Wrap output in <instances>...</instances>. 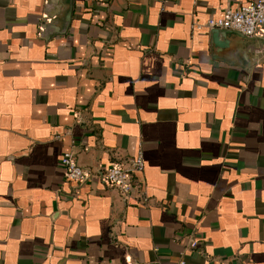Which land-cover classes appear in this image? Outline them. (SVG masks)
<instances>
[{
  "label": "crops",
  "instance_id": "1",
  "mask_svg": "<svg viewBox=\"0 0 264 264\" xmlns=\"http://www.w3.org/2000/svg\"><path fill=\"white\" fill-rule=\"evenodd\" d=\"M252 1L0 0V264H264V31L191 29Z\"/></svg>",
  "mask_w": 264,
  "mask_h": 264
},
{
  "label": "built area",
  "instance_id": "2",
  "mask_svg": "<svg viewBox=\"0 0 264 264\" xmlns=\"http://www.w3.org/2000/svg\"><path fill=\"white\" fill-rule=\"evenodd\" d=\"M214 28L234 30L248 37L255 36L257 31L264 29V0H254L235 8H225L219 15L195 22L191 27L192 31ZM60 165L64 179L70 183L79 184L87 176L70 151L61 154ZM143 169L144 160L139 152L125 162H111L102 170L100 177L107 186L117 190L123 198H127L135 186L134 183L137 186L141 183L139 175ZM183 239L185 249L198 247L193 229L186 231ZM179 264H184V261L181 259Z\"/></svg>",
  "mask_w": 264,
  "mask_h": 264
},
{
  "label": "water",
  "instance_id": "3",
  "mask_svg": "<svg viewBox=\"0 0 264 264\" xmlns=\"http://www.w3.org/2000/svg\"><path fill=\"white\" fill-rule=\"evenodd\" d=\"M212 33V38L214 40V42L218 45V46H224L225 42H223V40H221L222 36H226L227 34H239L241 36L244 37H248L245 35H242L241 33L234 31V30H228V29H218V28H214L210 30ZM260 31H264V29H261ZM260 31H257L255 35L261 34L263 32L260 33Z\"/></svg>",
  "mask_w": 264,
  "mask_h": 264
}]
</instances>
